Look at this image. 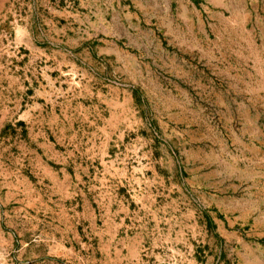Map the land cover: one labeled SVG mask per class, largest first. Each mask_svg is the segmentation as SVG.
I'll use <instances>...</instances> for the list:
<instances>
[{
	"label": "rangeland",
	"instance_id": "1",
	"mask_svg": "<svg viewBox=\"0 0 264 264\" xmlns=\"http://www.w3.org/2000/svg\"><path fill=\"white\" fill-rule=\"evenodd\" d=\"M0 264H264V0H0Z\"/></svg>",
	"mask_w": 264,
	"mask_h": 264
}]
</instances>
